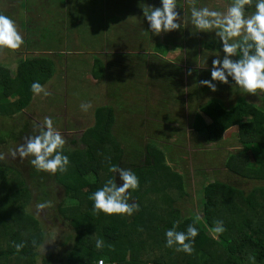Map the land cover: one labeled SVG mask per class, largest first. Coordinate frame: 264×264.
Segmentation results:
<instances>
[{
    "label": "trees",
    "instance_id": "trees-1",
    "mask_svg": "<svg viewBox=\"0 0 264 264\" xmlns=\"http://www.w3.org/2000/svg\"><path fill=\"white\" fill-rule=\"evenodd\" d=\"M0 1L6 3L9 0ZM14 1L23 7L32 4L31 1L34 5L36 0L28 3L27 0ZM68 1L44 0L38 8H45V2H50L46 5V14L66 22L62 33L71 34V37L67 38L65 53L76 52L67 54L79 63L77 65L80 70L76 76L70 70L63 69L62 76L56 72L59 70L52 60L41 56L25 60L14 57L7 66L0 62V154H3V159H0V264H43V261H47V264H97L101 259L104 264H264V94H259L258 107L256 102L259 98L254 95L257 101L250 102L247 98L250 94L242 96L239 90L232 96L229 89L213 92L201 85V80L208 79L206 71L185 77L181 66L164 64L161 58L163 53L170 46L180 47L181 41L184 42L183 51L186 56L196 53L193 48L196 35L187 30L184 35L182 30L172 31L167 33L173 39L170 43H159L152 40L155 37L152 38L149 29L137 28L144 24H135L132 19L143 16L141 7L153 4L159 6V0H104V9L109 10L112 18L121 23L116 24L112 31L115 35L112 43L102 47V55L98 56L100 60L91 63L89 52H77L81 49L77 48L76 43L88 31V26L79 23L81 20L89 21L92 17L88 12L67 14V9L63 11L61 6ZM217 1L224 8L229 2ZM53 2H58L57 11L52 10ZM178 2L181 8L177 11L181 17L184 13L190 15L193 3L207 7L213 4L212 8L219 10L222 8L214 0ZM64 6L68 8L67 3ZM26 9L29 13L35 11L29 6ZM0 12L5 11L2 8ZM189 15L184 19H189ZM8 16L16 19L11 14ZM24 20L31 18L27 16ZM62 20L52 22L44 16L40 21L43 32H46L44 35H49L51 45L58 44L59 40H51L49 25ZM20 27L24 29L28 26L21 21ZM94 28L92 30L101 31ZM28 29L34 30L31 27ZM132 34L138 35L142 43L152 42L151 45L155 46L152 53L156 54L148 56L146 47L138 53L129 52L127 43L130 40L127 39ZM198 42L201 44L198 48L206 47L207 51L218 48L214 41ZM96 44L94 41L91 48ZM48 49L51 48L42 51ZM58 55L61 57L63 54ZM66 58L70 59L68 56L63 57L64 60ZM145 58L156 62L150 64L156 72L146 77L144 67L146 65L148 68L149 64L145 62L143 66ZM134 62H138L141 67V78L138 75L134 84H142L143 88L138 86V89L144 91L139 96L140 103L130 109L135 108L139 116L125 121L118 128L115 106L120 107L119 111L124 110V103L120 100L122 94L119 86L111 83V90L108 91L107 82L118 71H121L119 75L135 77L138 71L131 76L132 71L128 69ZM127 69L125 74L123 71ZM53 72L60 77L58 81H61V86L64 81L67 85L73 84L71 79L80 75L88 79L85 89L80 85L72 94L78 92L82 95L84 91L87 96L91 92L97 93L98 81L103 85L106 82L103 86L106 91L102 90V101L92 110L93 122L81 137L69 141V136L64 133L67 139L65 153L70 160L66 171L49 174L33 168L28 158H13L10 150L22 143L26 135L33 133L34 123L23 112L33 97L31 82L39 80L42 84H49ZM185 85L188 87L187 93ZM151 88L159 91L160 98L149 100L153 97L148 92ZM170 101L188 107L189 112L194 113L193 119L188 122V138L198 150V155L207 162L221 159L225 180L218 178L221 171L216 167L212 166V170L203 169V161L201 165H192L193 174L186 166H177V158L182 162L187 161L182 158V151L177 149L176 144L180 140L168 146V141L173 138L155 136L163 129L165 122H172L169 115L161 113ZM150 102L153 104L150 105ZM63 118L59 119L62 123ZM74 118L80 121L79 115L75 114ZM64 122V131L74 129L71 118ZM244 123L253 125V142L238 140L233 131L225 137L230 129ZM57 129L61 131V128ZM77 142L83 145L82 149L73 147ZM167 160L173 163V167L166 163ZM109 164L132 168L139 178V187L132 191L129 201L139 204V210L131 216L93 212V202L89 195L113 175L108 171ZM195 175L201 177V183L199 190L195 191L196 196H193L190 181L194 180ZM230 177L238 179L236 181L240 185L229 182ZM245 182H249L248 187L241 184ZM39 203H47V206L37 210L36 205ZM45 211H51L53 224L57 222L66 229L60 231L54 242L48 245L45 243L43 252L40 246L48 236L42 227L45 216L41 214ZM196 213H201L203 219L196 225L200 232L193 243V252L189 255L165 247V230L173 222H179L178 230H184L193 222ZM217 220L223 222L225 230L217 239H213L203 225L206 223L211 226ZM97 239L104 242L100 249L95 248ZM17 244L21 245L19 251L16 249ZM59 246L62 248L61 253L57 250Z\"/></svg>",
    "mask_w": 264,
    "mask_h": 264
},
{
    "label": "rangeland",
    "instance_id": "rangeland-1",
    "mask_svg": "<svg viewBox=\"0 0 264 264\" xmlns=\"http://www.w3.org/2000/svg\"><path fill=\"white\" fill-rule=\"evenodd\" d=\"M31 0H27V3L30 2ZM218 3L220 7H222L220 10L224 9L222 6V3L214 0ZM1 2V1H0ZM215 2V3H216ZM32 4H27L24 5L23 7H19V5L14 1V0H9L6 3H0V10L3 8L5 12H2L4 14H11L13 17L16 16V24L21 31L23 37H24V45L21 46L20 49L15 50V51H9L7 49L0 50V62L5 64L6 66L8 65L9 62L13 61V58L15 57L16 59L21 58L22 60L25 59H35L38 58V56L41 57H46L47 59H50L53 61L54 65L56 68H58L59 71H56L57 73L61 74L62 76L64 75V72L62 74V69L65 70H70L73 76H76L77 71L80 70L79 64L76 60L71 59L69 55L67 54H73L76 52H70V53H65L66 49L65 46H67V38L71 37L70 35L63 34V28L66 22H64V19L59 23L56 24H50V31L52 32V37L51 40L57 41L59 40L58 44H52L50 43L49 35H44L45 33L42 30V26L40 25V21H42L43 17L45 16L46 18L50 19L52 22L53 21H60L56 18H54L52 15L48 13L46 14L45 8L47 10V3L50 4V2H45L46 5L45 8H38L39 5H43L44 0H36L33 5V1H31ZM65 3L68 4V8L65 5ZM4 4V5H3ZM155 5V4H153ZM32 8L35 11H32V13H29L27 11V7ZM52 10L57 11L58 9V2H53L52 4ZM82 6V7H81ZM104 0H69L68 2H64L62 9L63 11H66L67 14L69 15H77L78 13H89L90 16L92 17L89 21L87 20H81L79 25H85L88 26V31H86V36L79 40H74L73 42H77L76 46L78 49H81L80 51L77 52H83L82 50H86L89 52V55L91 56V63L92 62H98L100 58L98 56L102 55V47L107 46V43L111 42L114 40L115 35L112 34V31L115 30L116 24H119L121 22H118L119 20L112 18V16L109 13V10L104 9ZM213 4L209 6V8H212ZM9 10V11H7ZM44 14V15H43ZM43 15L42 18L40 16ZM27 16L31 18V20H24ZM114 19V21H113ZM185 20V28L182 30L183 35L188 31V33L193 32L196 35V41H195V46L193 47L196 53H191L190 56H186L187 54L184 53L183 48H184V42L181 41L180 47H173L170 46L168 49L163 53V56L161 58L165 61L164 64L171 63V64H176L179 67L181 66L182 69L184 70V75L187 77L188 75H194L196 72H202L206 71V75L208 76V79H210V67H211V61L214 59L216 55H218V52L216 51H207L206 47L204 49L198 48L200 46V42L198 41H212L211 37L209 34L205 33H195L193 28L191 27V23L189 19L187 18ZM21 21H24L27 23V28H21ZM132 21L135 24H141L143 23L144 25H141L137 28L144 27L145 29H148V23L144 19V17H140L138 19H132ZM33 25V27H32ZM95 26L94 29L101 30L100 32L92 30V27ZM31 27L34 29L33 31L29 30L28 28ZM188 28H192L191 30ZM40 32V33H39ZM151 36H153L152 40H157L159 43H170L173 39L170 35H167V33H161L158 36H154L149 33ZM47 37V39L45 38ZM66 38V39H65ZM124 40V39H123ZM130 42L127 43L128 46V51L129 52H141L144 51V47H146V52L148 56H152L154 53H152V49L155 48L153 46L154 44L151 45L152 42H148V44L142 43L140 40V37L138 35H131L129 37ZM71 41V39H70ZM69 41V43H70ZM98 42L93 48H91V45L93 42ZM141 42V43H140ZM198 42V44H197ZM51 45V46H50ZM71 46V43L69 44ZM215 46H218V44H215ZM126 47V46H125ZM45 48H51L48 49L47 51H42ZM133 48H137L134 50ZM143 49V50H142ZM73 51V50H72ZM104 52V51H103ZM58 54H63L61 57ZM156 54V53H155ZM55 55H58L57 58ZM158 55H162L158 54ZM64 56H68L70 59L66 58L65 60L63 59ZM149 64L148 68H146V63ZM65 63V64H64ZM150 64H156V62H153L152 60H149L147 58L143 59V66L145 65L144 69L146 70V74L144 77H146L150 73H155L156 70L155 68H151ZM65 67V69H64ZM77 67V68H76ZM138 62H134L133 65L129 66V72L132 73L131 76L136 75V72L138 71L137 75L135 77H129L124 74L119 73L121 71L117 72V75L114 76L111 80L107 82V89L108 91L111 90L109 89V83L114 84L116 86H119L120 91L122 96H121V101L124 103V110H120L119 108H116L115 106V112H116V118L119 121L117 127L120 128V126L125 122V121H131L133 118L136 119V116H139L138 112H135L133 108L132 110L130 109L133 106H136L137 103H140V94L144 91L143 89H138V84H134L136 82V77H138L139 69L141 67ZM68 68V69H67ZM77 70H76V69ZM127 68V65H126ZM124 70L123 72L126 71ZM189 70H191L189 72ZM55 72L52 73L51 75V81L49 84H45L47 91L49 92V95H33L32 100L28 108L24 109L23 112L25 115L29 116L28 118L32 119L31 122H40L42 123L43 118L45 116H52L54 118V126L56 128H61V134L65 136H69V141L70 140H77L81 135L84 133V130L90 126L91 122H93L92 119V110L94 107L97 105L99 106L100 102L102 101V90L105 92L106 89L103 87L106 85V82L104 85L98 81L99 85L96 86V90L98 91L97 93H90L89 95L85 96V92H82V95L76 92L75 94H72L73 91L76 90V88L80 85H82L85 89V84H88V79L85 78V76H77L71 79V82L73 84L68 85L63 82L64 85H60L61 83L60 77L58 78V74ZM84 72H86V69H84ZM126 76V77H125ZM140 76V75H139ZM141 78V76H140ZM141 80L139 79V82ZM217 84V90H223V89H229L231 91V95L233 96L236 90H239L236 88L234 85L232 86L231 84H222L220 82H215ZM133 84V85H132ZM61 86V87H60ZM114 86V87H116ZM60 87V89H58ZM75 87V88H72ZM141 88V86H139ZM200 87V86H199ZM56 90L53 91L52 90ZM186 88V93H187V85L184 86ZM235 89V90H234ZM59 90L62 91V93ZM94 90V89H93ZM92 90V91H93ZM259 91V90H258ZM115 92V90H114ZM148 92L153 94V97H151L149 100H156L157 98H160V95L158 96L159 91L157 89L154 90V88L148 89ZM173 94H175L174 91H172ZM67 94L66 96H64ZM88 94V93H87ZM110 94V93H109ZM160 94V93H159ZM264 94V93H260ZM111 96V94H110ZM230 96V95H229ZM63 97V99H61ZM112 97V96H111ZM109 100H111L112 97ZM247 97V96H246ZM107 98V97H106ZM250 102H256L257 99L256 97L254 98L253 95H248L247 97ZM108 100V99H107ZM88 101V102H87ZM189 101V99H188ZM153 102V101H152ZM150 102L149 104L152 105L153 103ZM82 103H87L90 104V107L88 108L87 111H84L81 109L80 105ZM189 103V102H188ZM257 103V102H256ZM226 105V104H225ZM186 108V109H185ZM181 107L179 103H173V102H168L167 106H165V109L161 112L163 114H167L171 117L172 122H165V125L163 126V129L158 132L156 137H171L173 138L172 141H168V146L170 144L174 143L175 140L179 139L177 149H180L182 151V158L187 161H180L178 158L176 161L177 166L180 167H187V169L193 174L192 170L193 169V164L194 165H201V162L205 164L202 168L205 170H212V166L216 167L218 170L221 171V173L218 175L219 179L225 180L226 178L224 177V170L222 169V164H221V159H214L210 160L209 162L206 161L204 157L201 155H198V150L193 147V144L191 142V139L188 138V134L190 132V122L193 119V112L190 111L188 107ZM192 110V109H191ZM74 113V114H73ZM75 114L80 118V121H78L75 117ZM26 116V117H27ZM159 116V115H158ZM65 118L66 120H72L71 126L74 129H68L66 131L63 130L64 123H62V120H59L60 118ZM160 117V116H159ZM26 119V118H24ZM23 119V120H24ZM129 124V122H127ZM187 126V127H186ZM252 123H244L239 125L238 127L230 129V131L226 132L225 137L228 136L233 131V134H235V137L239 140H242L243 142H253L254 141V134H253V127ZM70 127V126H69ZM168 127H172L171 129H168ZM116 129V127H115ZM129 132L132 134L133 131L129 128ZM169 135V136H167ZM173 136V137H172ZM163 140V139H162ZM77 146L78 149H82L83 145L81 143H76L73 147ZM208 150L211 151V149L208 147ZM127 151V150H126ZM191 157V160H190ZM196 159V161L194 160ZM190 160V161H189ZM170 167H173V163H170L168 160L166 161ZM182 163V164H180ZM199 170H201V166H199ZM238 179H234L230 177L228 179L229 182H233L234 185H240L237 183ZM227 181V180H226ZM191 182V193L194 196L195 191L199 190V184L201 183V177L196 176L194 177V180L190 181ZM249 182H245V184L241 183L244 187H248ZM196 196V195H195ZM45 216V222L42 223L43 229L47 232V234L51 233H56L57 236H59V233L61 230H64V226H61L60 224H53L54 218L53 215L51 214V211L47 212H42L41 215ZM66 229V228H65ZM61 238V237H60ZM61 240V239H60ZM48 245V243H47ZM50 245V244H49ZM57 250L61 253L62 248L60 246L57 248ZM57 252V254L59 253ZM43 264H47V261H43Z\"/></svg>",
    "mask_w": 264,
    "mask_h": 264
},
{
    "label": "clouds",
    "instance_id": "clouds-1",
    "mask_svg": "<svg viewBox=\"0 0 264 264\" xmlns=\"http://www.w3.org/2000/svg\"><path fill=\"white\" fill-rule=\"evenodd\" d=\"M178 8H181L178 0H159V6L141 7L148 23V32L158 36L161 33L183 30L184 18L189 14L184 13L181 17ZM189 19L195 33L209 34L211 40L219 45L213 49L218 55L211 61L210 79H203L200 84L213 92L217 90L215 82L234 85L242 96L250 94L258 97L259 107V94L264 93V0H229L222 10L193 3ZM24 43L16 21L0 12V50L15 51ZM30 91L34 96L49 95L46 85L39 80L31 82ZM80 107L87 111L90 104L82 103ZM66 144V137L54 126V118L45 116L42 123L34 122L33 133L26 135L22 143L10 150V154L21 160L28 158L29 164L37 171L62 173L70 163L69 156L65 153ZM0 159H3V154H0ZM108 171L113 175L89 195L93 202V212L133 215L139 210V204L129 202L132 191L139 187L136 172L118 164H109ZM46 206L47 203H39L36 208L42 210ZM202 219V214L196 213L193 222L184 230H178L179 222H173L164 232L165 247L190 255L194 250L195 238L200 232L196 225ZM203 227L213 239H217L225 230L223 222L219 220L211 226L205 223ZM56 238V233L49 234L40 246L42 251L44 252L45 243H52ZM103 246L102 239L95 241V248ZM20 248L21 245L17 244V251ZM98 264H104V260H99Z\"/></svg>",
    "mask_w": 264,
    "mask_h": 264
},
{
    "label": "crops",
    "instance_id": "crops-1",
    "mask_svg": "<svg viewBox=\"0 0 264 264\" xmlns=\"http://www.w3.org/2000/svg\"><path fill=\"white\" fill-rule=\"evenodd\" d=\"M98 43V42H97ZM72 56V55H71ZM106 89V88H105ZM64 120H63V123H64V121L66 120L65 118H63Z\"/></svg>",
    "mask_w": 264,
    "mask_h": 264
},
{
    "label": "built area",
    "instance_id": "built-area-1",
    "mask_svg": "<svg viewBox=\"0 0 264 264\" xmlns=\"http://www.w3.org/2000/svg\"><path fill=\"white\" fill-rule=\"evenodd\" d=\"M98 264V263H97Z\"/></svg>",
    "mask_w": 264,
    "mask_h": 264
}]
</instances>
